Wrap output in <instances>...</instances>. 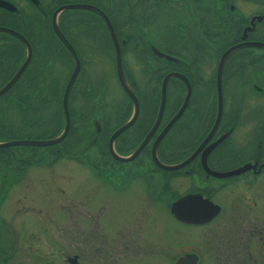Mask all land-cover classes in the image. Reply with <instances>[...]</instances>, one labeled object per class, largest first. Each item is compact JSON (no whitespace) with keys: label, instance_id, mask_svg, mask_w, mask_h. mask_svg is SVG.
<instances>
[{"label":"flooded vegetation","instance_id":"af4514ba","mask_svg":"<svg viewBox=\"0 0 264 264\" xmlns=\"http://www.w3.org/2000/svg\"><path fill=\"white\" fill-rule=\"evenodd\" d=\"M0 29V145L69 128L0 148V240L48 241L36 264H264V0H0ZM62 160L87 185H47Z\"/></svg>","mask_w":264,"mask_h":264},{"label":"rangeland","instance_id":"374dc122","mask_svg":"<svg viewBox=\"0 0 264 264\" xmlns=\"http://www.w3.org/2000/svg\"><path fill=\"white\" fill-rule=\"evenodd\" d=\"M108 69L113 73V70L110 68V66H107ZM125 83V80H124ZM26 136H19V138H25ZM27 138V137H26ZM46 136H35V137H28V139H45ZM21 149L14 148V152H20ZM42 149L36 150V152H41ZM74 157L70 156L69 159H72ZM75 159V158H74ZM65 160L58 161L53 166L54 174L57 175L59 172L66 171V175L68 178L65 180H61L59 176L51 178V183H48L47 185H61V186H78V185H87L84 182H82L81 176H82V169L78 168L77 166L73 165L72 160H69L65 163H63ZM69 162V163H68ZM68 163V164H67ZM58 164V165H57ZM61 170V171H60ZM34 171L35 174V170ZM31 171V175H32ZM57 173V174H56ZM44 185V183L42 184ZM27 216V215H26ZM22 217V216H21ZM165 228L168 229L169 226L167 225V222L165 220ZM31 232L30 228H26L25 231H21L20 233L29 234ZM6 239L0 240V263L4 264H36V261L42 259V258H36L35 255L31 251L32 249L40 248V249H48V245L50 244L48 241L42 239L41 241H37L33 236L29 238H25V236H22L19 240H11L7 236ZM165 244L166 245H172L173 244V238H166Z\"/></svg>","mask_w":264,"mask_h":264},{"label":"water","instance_id":"95a60500","mask_svg":"<svg viewBox=\"0 0 264 264\" xmlns=\"http://www.w3.org/2000/svg\"><path fill=\"white\" fill-rule=\"evenodd\" d=\"M92 10H95V11H97L96 9H92ZM98 12V11H97ZM99 13V12H98ZM106 23L109 25V22L106 20ZM56 30H57V27H56ZM0 31H4V32H8L7 30H4V29H0ZM57 33L58 34H60V32L57 30ZM61 35V34H60ZM18 37L22 40V41H24L25 42V40H24V38L23 37H21V36H19L18 35ZM62 39H63V37H62ZM230 54V53H229ZM228 54V55H229ZM227 55V53L224 55V57H223V59H222V61H221V63H220V68L221 67H223V61H224V59L228 56ZM117 65H118V76H119V78H120V81L125 85V83H124V77H123V74H122V69H121V63H120V61L118 60V62H117ZM221 70V69H220ZM76 74V73H75ZM17 77H18V75L16 76V77H14L9 83H8V85H6L1 91H0V95H2L3 93H5L6 92V90H8V88H10L13 84H14V82L16 81V79H17ZM67 95H68V91L66 92V94H65V97H64V107H65V109H66V104H67ZM163 109V103H162V107H161V110ZM129 125L130 124H126L123 128H121V129H119L113 136H112V138H111V141H110V149L112 150V144H113V142H114V140H115V138L121 133V132H123L126 128H128L129 127ZM68 127H67V125H66V127H65V130H64V132H63V134L61 135V137L60 138H58V139H56V140H53V141H47V142H42V143H36V142H34V143H32V142H22V143H11V144H4V145H0V148H6V147H10V146H18V145H37V146H47V145H55V144H57V143H59L63 138H64V136L67 134V131H68ZM143 147V145L136 151V153L135 154H137L140 150H141V148Z\"/></svg>","mask_w":264,"mask_h":264},{"label":"bare ground","instance_id":"6f19581e","mask_svg":"<svg viewBox=\"0 0 264 264\" xmlns=\"http://www.w3.org/2000/svg\"><path fill=\"white\" fill-rule=\"evenodd\" d=\"M185 264H188L187 260H186Z\"/></svg>","mask_w":264,"mask_h":264}]
</instances>
